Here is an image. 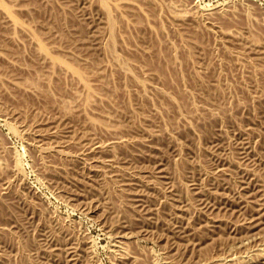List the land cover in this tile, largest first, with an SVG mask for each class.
Here are the masks:
<instances>
[{
    "label": "rangeland",
    "instance_id": "obj_1",
    "mask_svg": "<svg viewBox=\"0 0 264 264\" xmlns=\"http://www.w3.org/2000/svg\"><path fill=\"white\" fill-rule=\"evenodd\" d=\"M0 264H264V0H0Z\"/></svg>",
    "mask_w": 264,
    "mask_h": 264
}]
</instances>
